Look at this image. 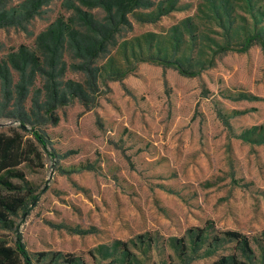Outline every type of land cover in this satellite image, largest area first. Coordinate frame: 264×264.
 <instances>
[{
    "label": "rangeland",
    "instance_id": "374dc122",
    "mask_svg": "<svg viewBox=\"0 0 264 264\" xmlns=\"http://www.w3.org/2000/svg\"><path fill=\"white\" fill-rule=\"evenodd\" d=\"M127 1L113 0L111 13L95 0H6L0 7L15 21L0 26V60L20 45L36 50L37 35L57 19L85 31L78 11L115 27L93 60L98 91L88 105L73 99L53 112V122L43 107L32 109L29 98L24 102L20 112L36 122L45 149L19 128L14 87L13 101L0 93V134L18 133L27 159L17 169L41 192L27 216L13 217L26 249L35 264H63L66 258L88 264H212L233 253V245L179 259L170 240L185 238L188 230L206 229L210 236L229 230L250 239L255 258L247 264H264V141L242 136L264 121L261 46L219 53L210 63L208 47L223 41L224 30L208 0H139L118 14L117 6ZM252 2L255 19L245 0H229L233 28L240 32L264 30V0ZM173 28L181 34L175 57L199 68L198 75L133 56L138 46L147 51L150 33L157 36L152 42L169 47ZM64 52L62 79L84 86L85 75L75 66L80 60L68 48ZM110 66L130 72L109 80ZM12 76L15 83L18 74ZM44 85L39 76L33 88L42 93L39 102ZM147 239L151 250L143 245ZM0 240L14 248V231L0 230ZM124 246L130 253L125 262ZM57 253L61 259L55 262Z\"/></svg>",
    "mask_w": 264,
    "mask_h": 264
},
{
    "label": "trees",
    "instance_id": "16d2710c",
    "mask_svg": "<svg viewBox=\"0 0 264 264\" xmlns=\"http://www.w3.org/2000/svg\"><path fill=\"white\" fill-rule=\"evenodd\" d=\"M5 1L0 0V7ZM208 1L209 6L221 22L220 27L224 30L223 41L220 43L212 40L213 45H209L208 49L211 52V57L208 62L211 63L213 57L219 53L228 51L245 52L255 43H258L264 52V30L257 31L254 29L252 32H240V30L233 28L234 21L231 16L229 0ZM245 1L252 12L250 6L253 7V0ZM138 2L139 0H128L126 4L118 5L116 11L118 14L124 15L130 12ZM95 4L102 6L108 13H111L114 7L113 0H95ZM259 12L264 15V8H260ZM251 16L254 19L257 17L253 12ZM77 19L82 24H86L85 31L73 26L71 21L66 22L57 19L37 35L36 50L31 51L27 46L20 45L16 51L9 52L3 60H0V93L2 98L6 102L13 101L12 88L14 87L16 95L14 105L17 107L15 118L19 122V128L29 132L44 149L47 141L35 129L36 122L30 123L20 112V109L24 107V102L29 98L32 109L40 110L43 107L44 114L48 120L53 122L56 121L53 118V112L57 108L67 105L73 99L88 105L91 100L90 96L95 95L98 91L99 74L93 66V60L103 51L115 29V27L108 28L106 25L99 24L82 11H78ZM223 20H226L225 23ZM14 22L13 14L8 16L5 10L0 12V26L11 25ZM185 23L187 32L191 33V26L186 20ZM173 29L175 31H173L169 47H162L157 41L152 42L157 36L150 33L148 37L151 40L148 43L147 51L144 53L138 46L139 50L137 52L132 49L133 56L138 61H150L164 68H174L182 75H198L201 71L199 68L195 69L189 62L186 64L183 58L175 57L172 50H177V43L181 38V34L177 32V29ZM176 34L180 38H177ZM192 39L195 38L192 37ZM65 48L73 53L74 58L80 60V63L75 66L85 75L86 83L84 86L71 79H62L66 71L63 61ZM45 66L49 68V71L46 70ZM13 71L18 74L15 83H13ZM129 72L110 66L108 79L120 80ZM39 76L45 78L42 102H39V98L42 96L41 91L33 89ZM28 123L31 126L26 129ZM18 136L16 132L11 136L0 134V230H12L15 233L14 248L0 240V264H19L20 261L23 264H35L13 219V217L20 216L23 218L27 216L37 204L41 193L37 192L35 187L25 179L23 173L17 169L27 159L22 149L21 139ZM242 136L244 139H252L257 136V138L259 137L264 141V121L261 125L252 127ZM12 178L18 179L20 183H13ZM152 243V239H147L143 245H146L147 250H151ZM222 244L233 245V253L220 256L212 264H247V261L252 262L255 258L250 239L237 231H222L218 236H210L206 229H195L188 230L183 239L170 240V246L179 259H183L188 254H193L194 257L210 256ZM121 254L124 262L127 261L130 254L127 247H122ZM58 255V253L55 254V262L61 259ZM62 263L88 264L77 258H66L62 260Z\"/></svg>",
    "mask_w": 264,
    "mask_h": 264
}]
</instances>
